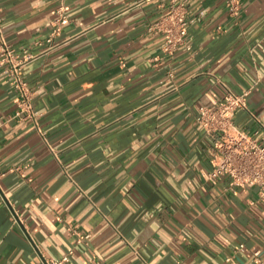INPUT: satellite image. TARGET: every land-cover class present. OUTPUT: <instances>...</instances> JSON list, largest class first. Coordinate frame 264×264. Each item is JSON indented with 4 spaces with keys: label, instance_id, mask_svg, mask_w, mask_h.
Segmentation results:
<instances>
[{
    "label": "crops",
    "instance_id": "0c3cea01",
    "mask_svg": "<svg viewBox=\"0 0 264 264\" xmlns=\"http://www.w3.org/2000/svg\"><path fill=\"white\" fill-rule=\"evenodd\" d=\"M238 2L188 0L191 48L170 54L151 27L172 0H0L21 55L69 7L66 44L24 69L37 121L0 61V264H264V194L212 175L197 120L230 89L236 125L264 124V0Z\"/></svg>",
    "mask_w": 264,
    "mask_h": 264
},
{
    "label": "built area",
    "instance_id": "2783aa9c",
    "mask_svg": "<svg viewBox=\"0 0 264 264\" xmlns=\"http://www.w3.org/2000/svg\"><path fill=\"white\" fill-rule=\"evenodd\" d=\"M187 1L172 0L171 10L161 20L152 25V30L167 34L165 51L174 54L180 45L191 48L188 38L189 25L187 21ZM234 10L239 8L238 0H227ZM68 6L62 4L58 8L54 29L47 38L39 39L36 44L41 47L39 52H30L21 55L6 39L0 18V61L7 64L8 71L17 91V110L15 116L37 121L34 109V91L24 76L26 65L37 57L48 55L68 39H57L61 34V27L68 22ZM170 72V76H173ZM247 93H236L228 89L224 98L215 106L202 105L199 107L197 120L207 134L215 140L213 150V176L228 175L236 183L243 186H258L264 194V124L260 123L254 132L240 129L235 123L239 110L247 107ZM6 172L0 170V177ZM79 235L78 242L91 237ZM245 247L241 243L239 248ZM73 250H70L60 260L46 261L44 264H63L70 260Z\"/></svg>",
    "mask_w": 264,
    "mask_h": 264
}]
</instances>
